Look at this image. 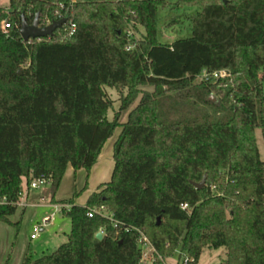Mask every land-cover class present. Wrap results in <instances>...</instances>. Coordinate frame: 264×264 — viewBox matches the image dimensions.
Listing matches in <instances>:
<instances>
[{
    "label": "trees",
    "instance_id": "trees-1",
    "mask_svg": "<svg viewBox=\"0 0 264 264\" xmlns=\"http://www.w3.org/2000/svg\"><path fill=\"white\" fill-rule=\"evenodd\" d=\"M56 1L10 0L9 10L0 8V197L16 203L24 184L45 176L56 204L67 168L90 173L122 131L111 180L85 206L76 204L80 193L62 202L71 206L62 212L71 220L68 241L23 264H140L136 230L166 259L179 251L198 264L206 248H225L224 264H264L256 140L257 129L264 137V0H175L198 11L192 35L171 44L158 40L165 0H75L72 36L57 30L24 42L22 17L32 24L40 13L44 24ZM5 21L13 25L8 34ZM139 26L145 35L137 41L129 31ZM221 70L231 77L195 84L203 71ZM105 87L130 90L122 109L142 94L126 123L119 115L108 120ZM101 206L117 226L88 216ZM16 211L1 207L0 220Z\"/></svg>",
    "mask_w": 264,
    "mask_h": 264
},
{
    "label": "rangeland",
    "instance_id": "rangeland-1",
    "mask_svg": "<svg viewBox=\"0 0 264 264\" xmlns=\"http://www.w3.org/2000/svg\"><path fill=\"white\" fill-rule=\"evenodd\" d=\"M165 1L169 6L160 8L158 11L159 42L162 44H171L176 40L190 37L192 35L190 18L198 11V8L195 6L177 8L174 5L175 0ZM0 8L9 10L10 0H0ZM144 35L145 29L140 26L134 31H129V36H134L137 41L142 40ZM128 49H131V47ZM204 80L207 81L206 78L201 76L196 80L195 84H200ZM105 90L113 102V106L107 115L108 120L112 121L116 115H119L120 122L126 123L131 111L138 105L142 98V94H139L136 101L127 109H122L123 101L130 97V90L124 89L119 91L111 87H105ZM139 90L153 92L154 88L144 86L140 87ZM213 95L215 96V94ZM215 98L217 97L215 96ZM116 136L117 131L115 132L114 138ZM256 140L260 158L264 162V137L261 129L256 130ZM112 142L108 143L104 148L101 162L107 159L109 149L111 153L113 152ZM110 159H112V156ZM101 165L100 163L97 164L90 173L86 170L80 173L75 170L72 173H68L70 169L67 168L56 193V198L70 200L69 198L72 199L75 193H80L78 199L82 197V200L80 199L79 203L83 202L85 196L95 191L104 178L107 177L106 179L108 181L111 178L112 172H109L110 174L106 173L103 176L104 178L97 173ZM42 196H46L45 201L49 202V198L47 197L51 196L50 186L32 190L28 202L34 205L26 208L19 206L15 214L9 217V222L0 220V264H23L27 256L31 257V260L34 262L45 255H51L62 244L68 241V235L72 228L71 220L63 213L57 212L51 206L38 205L42 201ZM67 200H56V204L62 205V202ZM47 216H52V220L44 223V218ZM32 235H37V238L33 240L31 238ZM119 236L117 234L114 238L117 239ZM126 245H129L128 241ZM225 250V248L218 250L206 248L198 264H224L226 259ZM127 256H131V254L129 253ZM184 260L185 257H180V252L177 251L174 256L167 258L164 264H184Z\"/></svg>",
    "mask_w": 264,
    "mask_h": 264
},
{
    "label": "built area",
    "instance_id": "built-area-1",
    "mask_svg": "<svg viewBox=\"0 0 264 264\" xmlns=\"http://www.w3.org/2000/svg\"><path fill=\"white\" fill-rule=\"evenodd\" d=\"M54 10L52 13V16H47L45 18L44 24L40 22V27L45 28L53 24L54 22H57L59 20H62L66 17L69 18L68 22L63 25V27L59 30H63L66 35L72 36L74 32L76 31V25L71 22L70 20V14L72 13L74 6H75V0H58L54 3ZM13 25L9 21H5L2 25V30L4 34H8L9 31L12 29ZM38 41H42L43 39H37ZM202 77L206 78L207 80H212L215 82L219 79H227L231 77V72L229 70H221L214 73H209L208 71H203ZM200 76V77H201ZM199 77V78H200ZM51 177H45L41 176L40 178H37L31 182L29 186L24 184V188L22 192L19 195V201L14 203L10 202L6 197H0V208L6 207L9 205L16 206L17 208L19 206L21 207H27L31 206L32 204H27L25 202V199L28 195L29 191L40 189L44 186H50L51 184ZM71 206L68 205H57L55 206V210L59 213H62L63 210H69ZM183 210H188L189 206L188 204L182 205ZM88 216L90 218L94 216H100L103 218H107L111 220L115 226L118 225L117 222L113 220V214L110 213L105 206H101L98 208L90 209L88 211ZM51 217H46L44 219V223H47L51 221ZM139 234L138 243L141 248V261L140 264H164L166 258H164L163 255L160 254V252L157 250V248L154 246V244L151 242V240L148 238V236L141 230H136ZM126 232H129V229H126ZM99 233H102L103 236L105 235L104 230H100ZM37 235H32V239H35ZM190 261H192L190 258L185 257L184 264H189Z\"/></svg>",
    "mask_w": 264,
    "mask_h": 264
},
{
    "label": "water",
    "instance_id": "water-1",
    "mask_svg": "<svg viewBox=\"0 0 264 264\" xmlns=\"http://www.w3.org/2000/svg\"><path fill=\"white\" fill-rule=\"evenodd\" d=\"M224 2H227V0H224ZM69 20L68 17L59 20L57 22H54L48 27L42 28L40 27V13H37L35 16V19L32 24L28 23L26 21V18L22 17V27L20 29V34L24 42H28L29 40H37V39H45L48 37L54 36L55 32L63 27L65 23H67ZM21 73V70L19 71V74ZM210 100L214 103H217V98H215L214 95H211ZM205 185V179L200 183L197 184L196 187L198 189H202ZM160 222V220H158ZM96 238L98 240L103 239V234L98 233Z\"/></svg>",
    "mask_w": 264,
    "mask_h": 264
},
{
    "label": "crops",
    "instance_id": "crops-1",
    "mask_svg": "<svg viewBox=\"0 0 264 264\" xmlns=\"http://www.w3.org/2000/svg\"><path fill=\"white\" fill-rule=\"evenodd\" d=\"M117 136H116V138H114V136L111 138V139H109L108 141H107V143L105 144V146H104V148L106 147V145L108 144V143H110V142H112V144H113V152L111 153L110 152V149H109V152L107 153L108 154V156H107V159H105L104 161H102L101 162V158L103 157V150H104V148H103V150H102V152H101V155L99 156V159H98V162H97V164H102L101 166H99V169L97 170L98 172V174L100 175V176H104L106 173L108 174L109 172L111 173H113V170H114V165H115V162H114V158H113V154H114V145H115V142L117 141V139H118V137L120 136V134H121V131H122V129L121 128H118L117 130ZM112 156V159H110V157ZM106 161V162H105ZM97 164L92 168V170L97 166ZM113 166V167H112ZM69 169V171H68V173H72L73 171H74V169L71 167V166H69L68 167ZM84 169H82V170H79V171H77V172H82ZM75 173V172H74ZM109 173V174H110ZM111 177H112V175H111ZM104 178V177H103ZM107 178V177H106ZM106 178H104L103 179V181L100 183V185L98 186V188L95 190V191H93L92 193H94V192H97L98 190H99V187H101L102 185H104V184H106V183H108L110 180H111V178H110V180L108 181V179H106ZM31 192L32 191H29L28 192V195H27V197H26V199H25V202L27 203V204H30L28 201H29V198H30V194H31ZM92 193H90V194H88V196H85V199H84V201L83 202H81V203H79V200L81 199L82 200V197H80L79 199H76V204L77 205H82V206H85L86 205V203H87V200H88V198L90 197V195L92 194ZM42 198V201H41V203H38V205H43V206H51V207H53L54 209H55V206H57V205H59V204H51V196L49 197H47V198H49V202H46L45 201V198H46V196H42L41 197ZM57 201H63V200H67V199H63V198H55ZM69 199H71V198H69ZM45 201V202H44ZM43 202V203H42ZM32 205H34V204H32ZM28 207V206H27ZM24 208H26V207H24ZM47 217H49V216H47ZM46 218V217H45ZM44 218V219H45ZM52 220V219H51ZM37 238V237H36ZM35 238V239H36ZM34 240V239H33ZM226 254H227V251L225 250V256H226Z\"/></svg>",
    "mask_w": 264,
    "mask_h": 264
}]
</instances>
